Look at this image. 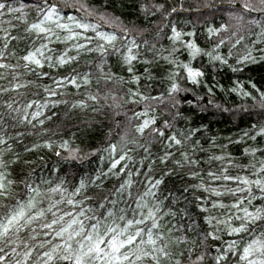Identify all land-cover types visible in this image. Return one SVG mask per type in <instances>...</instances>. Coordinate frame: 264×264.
<instances>
[{
    "label": "snow or ice",
    "instance_id": "6c2138e0",
    "mask_svg": "<svg viewBox=\"0 0 264 264\" xmlns=\"http://www.w3.org/2000/svg\"><path fill=\"white\" fill-rule=\"evenodd\" d=\"M109 6L0 0V264H264V85L241 79L249 66L264 64V0H225L219 7L228 22L208 26L203 45L195 29L181 30L172 17L212 3L136 0L150 26L130 25ZM245 31L255 37L250 44ZM161 62L170 69L161 81L166 90L146 95L140 85L153 81ZM219 69L236 77L218 85L240 98L235 109L215 103L209 70ZM197 87L206 89L203 97L181 95ZM185 100L201 112L256 119L236 137L209 135L205 125L179 128ZM105 108L117 130L109 136L118 139L85 151L90 146L76 144L77 132L92 129ZM160 108L170 116L163 123ZM89 110L93 118L80 119ZM68 124L75 139L61 135ZM43 149L73 169L36 176L24 154ZM97 156L108 161L106 170L82 173ZM173 175L182 186L164 195Z\"/></svg>",
    "mask_w": 264,
    "mask_h": 264
},
{
    "label": "trees",
    "instance_id": "16d2710c",
    "mask_svg": "<svg viewBox=\"0 0 264 264\" xmlns=\"http://www.w3.org/2000/svg\"><path fill=\"white\" fill-rule=\"evenodd\" d=\"M114 2V6H113ZM136 0H97V5H104L109 4V11H115L117 15H122L123 19L126 22L131 24H136L140 26H150L148 21L144 18V16L138 12L137 8L134 6ZM225 0H176V6L179 8L180 4L183 3L184 8H187L189 5L193 7H197L204 3H212L217 7L212 9H203L201 12H189V11H181L180 14L174 15L172 17V22L176 23L181 30H193L195 29L197 36L199 37V43L203 45L205 40V29L208 26H219L222 23L228 22V17L226 15L227 9L220 8L219 5L224 3ZM169 3H172V0H169ZM258 31V29L256 30ZM170 34V31H169ZM244 34L247 38V42L250 44L252 39H255L254 36H249L248 33L245 31ZM165 47L169 46V42L165 39L164 41ZM264 47V45H261ZM182 59H187L186 53L181 56ZM115 60V57H113ZM207 63L206 58L201 60L193 61L194 66L199 67L201 63ZM83 63V61L81 62ZM169 67L161 62L160 68L153 72L154 79L151 82L145 80L140 85V90L144 92L146 95L158 96L161 92L166 90L167 85L162 83L161 81L166 78L167 73L169 71ZM137 72L142 73V67L137 65ZM215 76V81L211 80V77ZM127 78V76H126ZM236 77L226 69H219L218 71L209 70V83L214 84L216 86L217 92V99L215 103H222L224 107L235 109L240 103L241 100L238 97L228 96L225 93L221 92L218 85L230 86V80L235 79ZM251 78L253 81L257 82L258 85H264V64L260 65H251L249 66L248 71H246L241 79H248ZM45 83H50L47 79L44 81ZM151 83L149 87L148 84ZM184 87H191L186 83H182ZM128 86H125V90ZM132 87H135L134 85ZM93 91H95V84H93ZM35 91V89H34ZM70 91L75 92V89H70ZM206 92L205 88H195L194 91L188 93H182V96L187 97V100H194L195 95H199L201 97L204 96ZM103 94V93H102ZM122 94V93H121ZM43 93L41 92L40 98L42 99ZM32 98V97H29ZM82 98V97H81ZM187 100L182 101L180 107L183 111L184 116L187 117V120H181L177 127L184 128V127H199L200 125H205L210 128L209 135L216 134L218 137H236L241 129H245L250 126L251 123L255 122V116H237L233 117L229 112L220 113L217 112L215 109H212L208 112H201L199 109H196L194 105H190L187 103ZM154 103V102H150ZM144 105L141 104L136 107L135 110L140 111L143 110ZM104 113L107 115L100 114L95 115L91 113V110L85 116H81L80 119H92L93 116L95 118V126L90 129L86 134H82L77 132V136L79 139H76V144H80L81 140L84 142V145L90 146L85 147V151L95 150L96 148L106 147L105 141L109 140L110 138L115 140L118 139V136L113 135L112 137L109 136V129L112 128L113 133L117 130L115 129V123L111 118V110L105 108ZM157 115L160 118V122L163 123L164 119H170V116L167 115V108H160L158 110ZM123 119L122 117L120 118ZM76 118L73 119L72 123H76ZM59 123V121H57ZM50 127H55V125H50ZM20 131H26L24 128H20ZM77 131L75 128L72 127V124H68L63 129L61 135L63 138H73L72 133ZM32 137L26 138L24 140L25 144H30L32 141ZM82 145V146H84ZM75 146V145H73ZM207 147V145H205ZM22 150V149H21ZM233 151L237 156L240 155V151L236 148H232ZM34 161L33 167L36 168V176H40L43 174L45 177L54 178L49 175L48 169L50 167H64L66 170L73 169V165L68 164L66 162L57 163V157L54 153L49 152L47 149L39 150L35 154L28 156V154H24ZM43 156V161L39 160V157ZM139 156L136 157L139 160ZM108 161L105 160L101 162L99 157L97 156L95 159H92L89 163H86L82 166V173L84 172H93L95 169L103 168L106 170ZM113 183H116L115 180H112L111 183H108V187L110 188ZM182 182L180 178L176 175H173L168 182L163 186L162 191L164 195H167V189L169 188H177L181 187ZM189 199H191V193H189ZM181 206H184L183 204ZM190 210L192 211L193 215H195V210L192 208V205H188ZM187 223V222H185ZM191 246V245H189ZM197 255L199 254V250H197ZM188 254L185 252V259L187 260ZM192 259H195V256H192Z\"/></svg>",
    "mask_w": 264,
    "mask_h": 264
}]
</instances>
